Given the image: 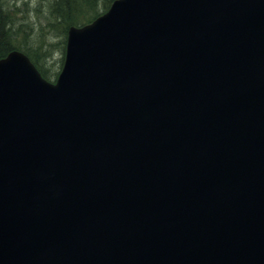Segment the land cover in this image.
I'll return each instance as SVG.
<instances>
[{
	"label": "water",
	"instance_id": "1",
	"mask_svg": "<svg viewBox=\"0 0 264 264\" xmlns=\"http://www.w3.org/2000/svg\"><path fill=\"white\" fill-rule=\"evenodd\" d=\"M0 264H264V0H113L54 83L0 58Z\"/></svg>",
	"mask_w": 264,
	"mask_h": 264
},
{
	"label": "rangeland",
	"instance_id": "2",
	"mask_svg": "<svg viewBox=\"0 0 264 264\" xmlns=\"http://www.w3.org/2000/svg\"><path fill=\"white\" fill-rule=\"evenodd\" d=\"M0 2L3 7L0 6V49L3 50L0 54L7 55L12 49L26 52L25 55L37 69L40 66L46 70L47 80L50 82H55L61 70L69 27L90 22L97 16L95 13L104 9L99 0L97 5H94L92 0ZM53 8L61 12L57 14ZM78 15L81 18H78Z\"/></svg>",
	"mask_w": 264,
	"mask_h": 264
},
{
	"label": "trees",
	"instance_id": "3",
	"mask_svg": "<svg viewBox=\"0 0 264 264\" xmlns=\"http://www.w3.org/2000/svg\"><path fill=\"white\" fill-rule=\"evenodd\" d=\"M56 1H58L59 2V0H56ZM96 1V2H95ZM101 1V3H102V7L104 8L102 11H99V13L97 12V13H95V15H99V14H101V12H103L104 10H106L108 7H109V5H110V3L113 1V0H99V2ZM97 2H98V0H92V3L94 4V5H97ZM93 4H91V6H94ZM0 6L2 7V4H1V2H0ZM69 5H67V7H68ZM3 8V7H2ZM97 8V7H96ZM1 9V8H0ZM53 10H54V8H53ZM54 12L55 13H60L61 11L60 10H54ZM6 13V15L8 16V12L6 11L5 12ZM57 13V14H58ZM78 18H81L79 15H78ZM72 24V23H71ZM82 25V24H81ZM12 48H15V47H12ZM11 48V49H12ZM2 49V48H1ZM0 49V51H3V50H1ZM10 50V48L8 49V51ZM25 52V51H24ZM26 53V52H25ZM3 53H1L0 54V58L1 57H3ZM28 55L29 56H32L31 54H29L28 53ZM38 69H39V71H40V73H41V75L44 77V78H48V74H47V72H46V70H44V69H42L40 66H38Z\"/></svg>",
	"mask_w": 264,
	"mask_h": 264
},
{
	"label": "bare ground",
	"instance_id": "4",
	"mask_svg": "<svg viewBox=\"0 0 264 264\" xmlns=\"http://www.w3.org/2000/svg\"><path fill=\"white\" fill-rule=\"evenodd\" d=\"M57 178V176H54V179H56Z\"/></svg>",
	"mask_w": 264,
	"mask_h": 264
}]
</instances>
